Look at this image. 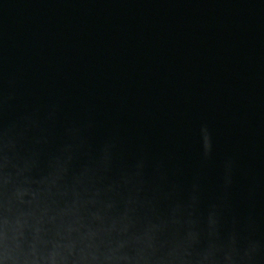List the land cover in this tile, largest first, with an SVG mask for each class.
<instances>
[{"label":"water","instance_id":"obj_1","mask_svg":"<svg viewBox=\"0 0 264 264\" xmlns=\"http://www.w3.org/2000/svg\"><path fill=\"white\" fill-rule=\"evenodd\" d=\"M0 264H264V0H0Z\"/></svg>","mask_w":264,"mask_h":264}]
</instances>
